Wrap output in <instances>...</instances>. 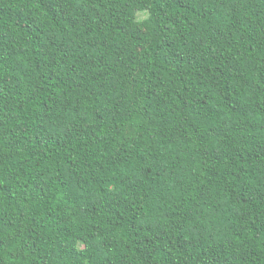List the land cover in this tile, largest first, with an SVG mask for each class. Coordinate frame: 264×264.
I'll use <instances>...</instances> for the list:
<instances>
[{
    "label": "trees",
    "instance_id": "trees-1",
    "mask_svg": "<svg viewBox=\"0 0 264 264\" xmlns=\"http://www.w3.org/2000/svg\"><path fill=\"white\" fill-rule=\"evenodd\" d=\"M0 264H264V0H0Z\"/></svg>",
    "mask_w": 264,
    "mask_h": 264
},
{
    "label": "rangeland",
    "instance_id": "rangeland-1",
    "mask_svg": "<svg viewBox=\"0 0 264 264\" xmlns=\"http://www.w3.org/2000/svg\"><path fill=\"white\" fill-rule=\"evenodd\" d=\"M140 47V46H139Z\"/></svg>",
    "mask_w": 264,
    "mask_h": 264
}]
</instances>
